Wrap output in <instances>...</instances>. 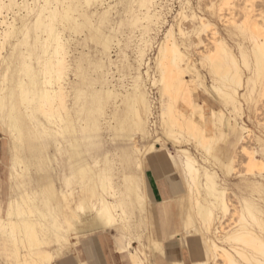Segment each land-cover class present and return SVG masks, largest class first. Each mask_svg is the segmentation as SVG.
<instances>
[{
  "label": "bare ground",
  "instance_id": "obj_1",
  "mask_svg": "<svg viewBox=\"0 0 264 264\" xmlns=\"http://www.w3.org/2000/svg\"><path fill=\"white\" fill-rule=\"evenodd\" d=\"M78 1L95 27L76 0H0L5 264H56L84 240L108 233L120 256L131 254L129 264H155V254L185 264L190 236L202 242L204 256L192 264H264V139L243 120L244 103L257 104L264 93V16L243 2L236 22L231 0L210 5L228 36L250 33V47L236 45L238 60L211 20L192 14L185 30L190 16L180 12L177 37L174 27L165 30L150 67V33L161 24L156 0H114L107 7L105 0ZM120 13L127 17L117 23ZM125 27L126 41L134 30L140 34L132 62L120 56L122 40L115 37ZM226 112L238 118L231 123ZM241 158L249 173L230 181ZM126 165L132 170L125 172ZM156 177L168 193L155 190ZM164 204H175L178 218V230L168 235L178 246L170 259L163 242L145 235L149 210ZM132 241L144 250H133Z\"/></svg>",
  "mask_w": 264,
  "mask_h": 264
},
{
  "label": "rangeland",
  "instance_id": "obj_2",
  "mask_svg": "<svg viewBox=\"0 0 264 264\" xmlns=\"http://www.w3.org/2000/svg\"><path fill=\"white\" fill-rule=\"evenodd\" d=\"M77 1V3H78V5L76 6V9H79L80 11H83L82 12V15L84 16H86L87 17V19L86 20H88L89 21V23L91 24V26L92 27H95L96 25V23H95V19L93 18H91V17H89V14H87V12H85V10L86 9H84L83 8V6H82V3L81 2H79L78 0H76ZM108 1H110V0H105V2H106V4H104L105 2L103 1V7H107L108 5L109 6H113L114 4H115V1H117V0H111L110 2H108ZM114 1V2H113ZM157 1V7H155L156 9V11L158 12V13H160V15H161V24H159L157 27H155V28H153L152 27V29H154L153 31H156V32H153V31H151V33H150V35H152L153 37V39L154 40H156V41H154V40H152V44H151V46L148 48V50H147V53H146V62H150L151 63V65H150V67H154L153 65H154V57H156L157 56V53H156V51H158V45L164 40V36H165V33H166V31H167V29H169L170 27L169 26H172V27H174L173 28V30L175 31V34H176V37H177V30L178 29H176V28H178L177 27V25H179L178 23H179V21H177L176 19L178 18V20H179V15H177L176 16V14H178V13H180V12H185V14H187V15H189L190 17L187 19V20H185V21H182V24L181 25H183L182 26V28H184L185 30H190V28H191V26H192V22H193V20L191 19V16H192V14H194V15H196V16H203V17H205V18H207L208 20H211L215 25H217L218 27H219V29H220V32H221V34L223 35V37L226 39V41H227V44H229L228 46H230L231 47V49H232V51H233V53H234V55H236V57H237V59L238 60H241V58L239 57L240 56V54H239V52H238V50H237V47H236V45H237V43H240L241 45H242V47L244 48V49H247L248 47H250V45H251V41H250V39H252V38H250L249 37V35H250V33L248 34V32H245V33H240V32H238V31H236L235 32V34H233V35H231V36H228L227 34H226V32H225V28H224V25L225 24H223L222 22H219L218 21V19L217 18H215V17H212V15H211V10H209V7H210V5H212L213 4V6L215 7V6H217V0H156ZM164 3H163V2ZM167 1V2H166ZM107 2H108V4H107ZM113 2V3H112ZM159 2V3H158ZM186 2V3H185ZM212 2V3H211ZM231 2L233 3V5H234V11H233V15L235 16V21L236 22H241L242 21V15H241V13H240V8H241V6L243 5L242 3L243 2H246V4H248L247 2H249V4L248 5H250L249 7L254 11V14L255 15H262V16H264V0H231ZM110 3H112V4H110ZM161 3V4H160ZM159 4V5H158ZM185 4H188V5H185ZM216 4V5H215ZM162 5V6H161ZM159 6V7H158ZM81 7V8H80ZM187 7V8H186ZM159 8H160V10H159ZM164 8V9H163ZM183 10H182V9ZM161 9H163V11L166 13V15H165V13L161 10ZM181 9V10H180ZM190 9V10H189ZM192 9V10H191ZM228 9V8H227ZM226 8L225 9H223L224 11L222 12V14H223V16L224 17H228V16H230V11H228ZM94 10V9H93ZM92 10V11H93ZM169 10V11H168ZM186 10V11H185ZM120 11H121V8H120ZM160 11H162V12H160ZM163 13V14H162ZM124 13L122 14V13H120L119 15H114L113 17V19L115 20V22H119L120 21V19H123V17H125V19H126V15H124ZM115 16H118V17H115ZM163 16V17H162ZM166 17V18H165ZM175 17V18H174ZM91 18V19H90ZM116 18V19H115ZM163 18L165 19V20H163ZM174 18V19H173ZM239 19V20H241V21H237V20ZM191 20V21H190ZM80 21L82 22L83 20L80 18ZM168 21V22H167ZM175 22V23H174ZM178 22V23H177ZM168 23V24H167ZM172 23V24H171ZM170 24V25H169ZM177 24V25H176ZM164 25V26H163ZM174 25V26H173ZM223 25V26H222ZM115 27V26H114ZM119 26H117V28H118ZM159 27V28H158ZM176 27V28H175ZM117 28H116V35H115V37L117 38V39H120V37H121V39H120V41L122 42L121 44L123 45H121L120 47L122 48V50H124L123 51V53H121L120 54V56L122 57V56H124V55H127V57H129V59H130V61L132 62L133 61V59L132 58H134V52H135V50L134 49H136V46L138 45V43H139V38H140V34H139V31L138 30H134V33L131 35V38L132 39H130V40H128V41H126V36H127V34H128V32H129V28L128 27H125V28H122V32H124V34L121 32V35H120V32H118L117 31ZM160 29H162V30H160ZM158 30V31H157ZM166 30V31H165ZM127 31V32H126ZM161 31H163L162 33H161ZM119 34H118V33ZM106 33H108V30L106 31ZM86 35H87V32L85 33ZM85 34L84 35H82L81 37L82 38H84L85 37ZM118 34V35H117ZM163 34V35H162ZM241 34V35H240ZM248 34V35H247ZM157 35V36H156ZM160 35V36H159ZM240 35V36H239ZM118 36V37H117ZM247 36V37H246ZM122 37H124V38H122ZM155 37V38H154ZM116 38H114V40H113V45H112V49H111V54H113V55H111V58H112V60H115V59H117V55H115V54H117L118 53V47H117V45H116ZM203 38L204 39H207L206 37H205V35H203ZM250 38V39H249ZM159 39V40H158ZM193 39V41H196V39H195V37H191V40ZM195 39V40H194ZM237 39V40H236ZM249 39V40H248ZM125 40V41H124ZM132 40V41H131ZM157 40H158V42H159V44H158V42H157ZM248 40V41H247ZM115 41V42H114ZM124 42V43H123ZM129 43L128 45H126L127 43ZM157 42V43H156ZM126 43V44H125ZM131 44V45H130ZM91 46L92 48H93V44H91V43H89L88 44V46ZM125 45H126V48H128V50L125 48ZM234 45H235V47H234ZM89 46V47H90ZM116 47V48H115ZM131 47V48H130ZM123 48H125V49H123ZM91 49V48H90ZM155 49V50H154ZM93 49H91V51H92ZM114 50V51H113ZM133 52H131V51ZM194 48L192 49V52H194L193 54L195 55V58H198L197 56H198V54H196V53H198V51H201V49H200V47L198 48V49H196V50H194ZM115 53V54H114ZM129 55H128V54ZM238 53V54H237ZM131 54H133V55H131ZM115 55V56H114ZM151 55V56H150ZM153 59H151V58ZM152 61H153V63H152ZM242 65V64H241ZM198 68H200L199 66H198ZM241 68H242V70H243V73L244 74H247V69L245 68V67H243V66H241ZM245 69V70H244ZM146 70V68L144 67L143 69H142V71L144 72ZM202 72H203V70H201ZM113 72L115 73L116 71L113 69ZM153 72H154V69H151L150 70V74L151 75H153ZM244 74H243V77H244ZM115 79H117L118 78V76H117V74L115 73ZM146 78V77H145ZM125 85H127V81H126V79H125V81L123 82ZM147 83H148V81H147ZM148 88H150V90H149V97H151L150 99H152V98H156L157 97V94H156V92H157V90L155 89V88H152L151 87V84L150 83H148V86H147ZM151 93V94H150ZM156 94V95H154V94ZM250 102V103H249ZM248 103L249 104H251V108H250V105L249 104H247V103H244V105H243V112H244V115H243V120L245 121V123H246V125L248 126V128L249 129H251L252 131H253V133L254 134H256L257 136H260V137H262L263 139H264V93H263V97L261 98V100L259 101V103H257V104H254V102H252L251 100H249L248 101ZM247 106V107H246ZM255 106V107H254ZM250 108V109H249ZM248 110H250V111H248ZM141 112H143V110L141 109ZM249 113V114H248ZM228 114V115H227ZM155 116V115H154ZM226 117L228 118V119H231L229 122H231V123H233L238 117L235 115V113H228V112H226ZM249 117V118H248ZM233 118H235V119H233ZM233 120V121H232ZM262 127H261V126ZM259 128V129H258ZM262 129V130H261ZM1 138H2V135L0 134V147H1ZM224 142V141H223ZM252 143H254V142H252ZM255 145V144H254ZM251 146H253V144L251 145ZM158 148H160L159 146H157ZM169 147H172L171 145H169ZM191 148V147H190ZM193 149V148H192ZM191 149V150H192ZM236 150H238L239 151V147H235V149H234V151H233V154L236 152ZM237 151V152H238ZM192 153H193V155H195L196 157H197V159L199 160V158H200V156H199V154L197 155L196 153H195V151H194V149L191 151ZM236 152V153H237ZM237 163H239V164H237ZM236 164V165H235ZM235 164H234V166H233V168H234V170L232 171L233 173L235 172V174L237 173V175H235V174H232V172H231V174H232V176H231V174H230V176H229V180L230 181H236L237 180V178L240 176V175H242V174H244V173H246V174H248L249 172L247 171V168H246V160L244 159V158H241L240 160H237L236 159V162H235ZM128 166V167H127ZM132 165H126L125 166V172H127L126 171V168H127V170H132V168H133V166L131 167ZM131 168V169H130ZM6 166L0 161V180H1V182H0V196H2V198L4 199L5 197H6V194H7V192H6V189H5V184H4V181H5V177H6ZM263 172H264V170H263ZM241 173V174H240ZM253 173H258V170L257 169H253ZM236 191V193L237 194H239V192L237 191V190H235ZM229 193V192H228ZM155 194V192L153 191V195ZM232 200H234V199H232ZM234 203L236 204V201L234 200ZM173 211H174V213L176 214V206H175V204H173ZM176 216V215H175ZM177 218V217H176ZM177 221H178V218H177ZM197 221H195V224L196 225H199L198 223L199 222H197ZM150 227H153V226H150ZM193 236H190V237H187V239L189 240V238H192ZM155 238V237H154ZM199 238V237H198ZM113 241V240H112ZM113 245H114V249H115V251L117 252V249H116V247H115V244L113 243ZM199 245V253L201 254H199V256H197V257H195V258H193V259H196V260H198V261H202L203 259H204V256L202 255V243L199 241V242H197V246ZM77 253H78V259H79V262H76L75 260H68L67 261V264H82V263H84V264H88V262L91 260V255H90V249H89V245H88V242L86 241V240H84L83 242H82V245H79V246H77ZM131 254H125V255H123V256H121V257H125L124 259L126 260V262H128V264H129V256H130ZM168 258L170 259V256L168 255ZM190 259V260H189ZM0 264H5V260H4V257L3 256H0ZM185 264H192V258L191 257H189L186 261H185Z\"/></svg>",
  "mask_w": 264,
  "mask_h": 264
},
{
  "label": "crops",
  "instance_id": "obj_3",
  "mask_svg": "<svg viewBox=\"0 0 264 264\" xmlns=\"http://www.w3.org/2000/svg\"><path fill=\"white\" fill-rule=\"evenodd\" d=\"M153 180L155 190L158 193L169 192V187L165 183H163L161 177H156ZM152 209H154L153 212L151 209L149 210V216L146 220L148 231L145 233V235H149L152 239L160 240L161 242H163L165 247L164 254L169 255L170 258H173V256H175L178 251L176 241H173L168 236L170 233L176 232L178 230V221L173 211V207L168 204H164L159 208L153 207ZM145 235L142 237L143 244L147 242V240L145 239ZM111 237L112 236L110 233L105 235L97 234L92 237L91 243L88 242L91 260H94V264H128V262H126V260L115 251ZM197 242H199V240L196 238H190L189 240L187 239L189 254L191 255L192 259L199 256L200 254L199 245L197 246ZM132 247L133 250H144V247L136 241H132ZM64 256L56 261V264H67L68 260H75L76 262H79L77 251L66 252ZM152 260L155 264H168L165 260L159 257L158 254H155V257H152Z\"/></svg>",
  "mask_w": 264,
  "mask_h": 264
}]
</instances>
